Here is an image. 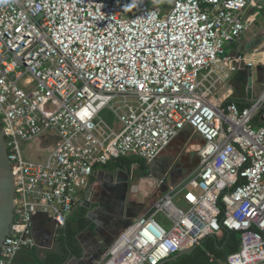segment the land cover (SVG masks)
<instances>
[{
	"label": "built area",
	"instance_id": "2783aa9c",
	"mask_svg": "<svg viewBox=\"0 0 264 264\" xmlns=\"http://www.w3.org/2000/svg\"><path fill=\"white\" fill-rule=\"evenodd\" d=\"M248 8L260 14L264 0H0V122L16 189L0 264L37 247V216L66 228L98 167L151 163L188 127L205 142L199 167L98 264H162L225 233L241 237L226 264H264V93L245 108L218 93L238 72L226 45L254 24ZM44 141V161L24 155Z\"/></svg>",
	"mask_w": 264,
	"mask_h": 264
},
{
	"label": "crops",
	"instance_id": "0c3cea01",
	"mask_svg": "<svg viewBox=\"0 0 264 264\" xmlns=\"http://www.w3.org/2000/svg\"><path fill=\"white\" fill-rule=\"evenodd\" d=\"M245 17L254 18V24L240 40L228 44L226 49L230 50L229 55L234 57L240 50L249 52L245 57L247 63L264 65V10L257 14L255 9L248 8ZM248 87L245 73L237 72L219 85L218 93L227 101L250 103L247 97ZM252 88L255 100L259 99L264 93V83L258 80ZM36 144H39V150L47 151L45 141ZM204 144L203 138L188 127L156 160L151 162L152 164L141 159L128 158L132 160L129 168L98 167L81 206L84 208L85 226H78V222L74 220L79 208L75 210L67 227L63 229H58L53 220L45 215L35 218L33 234L38 244L36 248L41 256L45 257L48 253L67 256L68 246L73 245L80 248L81 256L77 257L78 261H75L76 256H70L65 264H98L107 253L96 263L91 261L89 255L98 254V246L101 244L109 245L110 249L115 240L127 229L124 228L122 220L128 219L129 216L134 217L133 221L137 219L167 193L170 187L176 186L196 170L200 164L199 151ZM179 155H182L180 162L184 164L181 174L175 171ZM162 178L166 179V184L158 188L156 183ZM88 198L90 206L85 204ZM67 229L75 235L72 241L62 238L68 236L67 233H63ZM226 234L217 239L221 240Z\"/></svg>",
	"mask_w": 264,
	"mask_h": 264
},
{
	"label": "trees",
	"instance_id": "16d2710c",
	"mask_svg": "<svg viewBox=\"0 0 264 264\" xmlns=\"http://www.w3.org/2000/svg\"><path fill=\"white\" fill-rule=\"evenodd\" d=\"M164 7H169L170 4L160 3ZM228 102H236L240 108H245L250 103H240L237 101L229 100ZM258 126H263L264 122L261 119L257 121ZM130 161V162H129ZM132 160L123 158L115 161H110L104 166V168L120 169L131 167ZM144 164V162L142 161ZM74 220L78 222V226H85L84 208L79 207L78 214L74 217ZM67 233V237H62L68 241H72L74 233L70 229L63 231ZM62 233V234H63ZM63 234V235H64ZM241 237L238 233H227L221 240L217 238H208L201 246L190 255L184 256L177 261L169 262L168 264H223L227 262L228 256L240 249ZM67 256H60L55 253H48L45 257H42L37 248L25 249L16 258L15 264H65L70 256H81L80 248L68 246ZM211 256H214V261H211Z\"/></svg>",
	"mask_w": 264,
	"mask_h": 264
},
{
	"label": "water",
	"instance_id": "95a60500",
	"mask_svg": "<svg viewBox=\"0 0 264 264\" xmlns=\"http://www.w3.org/2000/svg\"><path fill=\"white\" fill-rule=\"evenodd\" d=\"M249 52L244 50H240L236 53V57L241 60L237 63L238 72L245 73L246 84L249 86L250 80L253 78V71H257V76L259 82L264 83V65H258L254 68L252 65L246 62V55ZM247 97L248 102L255 101V97L253 96V88L249 86L247 88ZM264 120V117L262 118ZM50 139L53 141V147H56L57 142L59 141L58 137L50 136ZM152 164V163H150ZM15 198H16V189L15 182L11 171V164L8 156V149L6 144L5 133L1 126L0 122V251L3 247V244L6 238L10 235L12 226L15 222L16 218V206H15ZM87 206H90L89 198L85 201ZM135 216V215H134ZM133 216H129L128 219L122 220L124 223V228H128L133 223ZM215 238L216 237H212ZM109 245L101 244L98 246V254L92 253L89 255L91 257V261L96 263V261L102 258L108 251ZM196 248L188 249L180 252L175 255L171 259L166 260L162 264H168L172 261H177L180 258L192 254ZM75 261H78L79 258L75 257Z\"/></svg>",
	"mask_w": 264,
	"mask_h": 264
},
{
	"label": "rangeland",
	"instance_id": "374dc122",
	"mask_svg": "<svg viewBox=\"0 0 264 264\" xmlns=\"http://www.w3.org/2000/svg\"><path fill=\"white\" fill-rule=\"evenodd\" d=\"M227 47V45H226ZM226 53L229 54L230 53V50H227L226 49ZM258 81V76H257V71L254 70L253 71V78L250 80V84L249 86L253 87L254 85H256ZM102 117L113 127H116V130L121 128V126L119 125V123H117L116 119L114 118V116H112L111 114H108V113H103L102 114ZM38 146L39 144H36V143H33V144H30V147H26L25 148V153L24 155L27 156V158L29 160H32V161H44V158L46 157L47 155V151L45 150H39L38 149ZM25 156V157H26ZM182 155H179L178 157V165L175 169V171L179 174H181L182 170H183V162L181 163L180 161L182 160ZM135 159H139V158H135ZM138 161V160H137ZM178 204H183V202L181 201V199H177L176 201ZM158 220L161 224L167 226V227H170L171 226V222L169 220H167V218H165L163 215H159L158 216ZM225 264V263H223Z\"/></svg>",
	"mask_w": 264,
	"mask_h": 264
}]
</instances>
